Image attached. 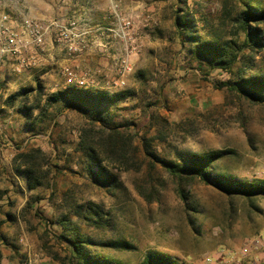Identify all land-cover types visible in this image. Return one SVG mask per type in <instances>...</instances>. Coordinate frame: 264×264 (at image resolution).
Returning a JSON list of instances; mask_svg holds the SVG:
<instances>
[{"label": "rangeland", "instance_id": "374dc122", "mask_svg": "<svg viewBox=\"0 0 264 264\" xmlns=\"http://www.w3.org/2000/svg\"><path fill=\"white\" fill-rule=\"evenodd\" d=\"M224 1L162 4L164 19L156 16L146 27L147 49L131 55L126 86L96 90L129 93L101 105L109 108L106 125L62 102L46 111L51 94L43 90L17 97L14 104L32 107L30 117L22 114L7 104L0 64V264H77L60 239L65 217L97 244L93 254L117 264H140L150 253L167 254L175 264L261 263L255 251L242 252L248 240L264 238V195H227L194 179L185 206L178 180L155 160L224 152L213 176L264 182V102L221 87L264 76V48L243 49L231 73L211 69L175 24L178 15H188L194 34L204 38L219 28ZM259 28L264 39V23ZM235 38L241 44L244 34ZM88 149L99 154L111 181L91 173ZM27 162L34 164L32 175ZM99 217L102 223H95Z\"/></svg>", "mask_w": 264, "mask_h": 264}, {"label": "crops", "instance_id": "0c3cea01", "mask_svg": "<svg viewBox=\"0 0 264 264\" xmlns=\"http://www.w3.org/2000/svg\"><path fill=\"white\" fill-rule=\"evenodd\" d=\"M174 1L178 0H4V4H0V20L3 16L8 17V24L17 30L27 20L67 26L74 22V32L78 35L72 40L75 52H69L68 44L58 41L59 30L52 26L45 44L26 53V59L34 64L23 71H17L19 60L4 59L1 84L9 88L4 90L9 95L7 104L20 111L21 107L14 102L25 89L38 93L42 87L49 95L71 87L63 75L66 68L85 79L88 89L113 93L110 84L118 78L115 61L126 55V46L117 36L121 22H134V42L141 52L149 45L146 28L152 27L149 20L156 16L164 19L162 4ZM163 27L160 23L159 31Z\"/></svg>", "mask_w": 264, "mask_h": 264}, {"label": "trees", "instance_id": "16d2710c", "mask_svg": "<svg viewBox=\"0 0 264 264\" xmlns=\"http://www.w3.org/2000/svg\"><path fill=\"white\" fill-rule=\"evenodd\" d=\"M230 1L231 2L228 0L224 1L223 12L225 15L218 20L219 23L216 27L219 28L215 29L212 27L204 38L194 34V21L191 20L188 15H178L175 23L178 33L183 37L186 36V39L194 45V53L199 61H206L211 69H219L229 73H231L234 65L238 62L240 53L243 49L250 48L251 50H255L257 48H264V39L261 36V29L259 28L260 24L264 23V3L260 2V0ZM225 27H230L231 31L228 32ZM227 32L228 35L232 37L227 39L224 36ZM240 34H244V41L241 44H239L235 38ZM221 87H227L230 90L238 91L246 95V98L253 103L264 102V76L258 75L249 78H241L239 82L232 84L230 82L223 83ZM42 89V87H39L38 96L41 95ZM29 92H32V89H25L23 94ZM127 95H129V93L110 96L106 92L71 86L48 96L45 102L47 106L46 111L54 104L62 102L65 108L77 107L86 115L91 113L93 121L102 122L106 125L105 122H107V119L104 118V116L109 115V108H101V105L102 107L103 105H114L122 97ZM20 111L22 114L30 117L32 114V107H22ZM97 113H100V115H97ZM110 129L111 132H116L118 130L115 125L111 126ZM109 144L107 145L109 146ZM107 145L103 144L102 149L107 148ZM91 149H88L91 173L111 181L113 177L106 174L99 165V154ZM224 155V152H212L204 155L189 154L184 157L182 156L177 162L160 160L158 158H155V160L158 161L172 177L178 180V195L185 206L189 205V196L186 187L189 186L194 179H199L208 186H214L227 195H237L246 198L264 195V182H245L213 176V165L224 158ZM27 164L29 167H26V173L27 175H32L34 164L32 162H27ZM99 218V220H95V223H102V217ZM88 219L94 221L92 218ZM61 224L64 232L60 239L68 243L72 248L73 254L75 255L74 259L77 261V264H117L105 257L93 254L91 247L97 244H95L93 240L82 235L79 228H72V224L67 217L62 220ZM121 247H123V245ZM140 264H175V260L167 254L150 253L144 257Z\"/></svg>", "mask_w": 264, "mask_h": 264}, {"label": "built area", "instance_id": "2783aa9c", "mask_svg": "<svg viewBox=\"0 0 264 264\" xmlns=\"http://www.w3.org/2000/svg\"><path fill=\"white\" fill-rule=\"evenodd\" d=\"M8 17H4L0 20V64L4 62V59H17L19 64L17 71H23L28 69L33 62L26 59V53L33 47L42 46L45 44L47 32L52 26H56L59 30L58 41L61 43L68 44L69 52H75L73 46V39L75 36L74 30L76 24L70 23L69 26L59 24L58 22H52L50 24H44L37 20H27L20 26L19 30L8 24ZM134 22L131 20H124L121 22V30L117 36L123 41L126 46V55L117 58V67L120 77L115 81L111 82L112 89H123L126 86L124 79L125 75L132 74L134 66L132 64L131 55L137 53L138 46L134 40ZM64 77L66 78L69 86L77 88L88 89L89 84L85 79L80 78L76 71L71 68L64 69ZM255 251L263 256L261 263L253 262L252 264H264V238L257 237L250 239L246 242L245 248H243V255ZM211 261V259H208Z\"/></svg>", "mask_w": 264, "mask_h": 264}]
</instances>
